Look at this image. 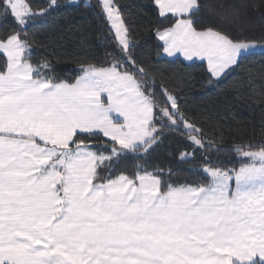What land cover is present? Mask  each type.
<instances>
[{"label":"snow or ice","instance_id":"1","mask_svg":"<svg viewBox=\"0 0 264 264\" xmlns=\"http://www.w3.org/2000/svg\"><path fill=\"white\" fill-rule=\"evenodd\" d=\"M59 7L0 0V264H264V122L224 148L140 59L122 0L93 8L103 57L59 71L32 31ZM206 7L150 0L157 57L205 62L211 85L260 55L247 80L264 82V41L205 24ZM248 99L264 105V91ZM170 133L177 168L153 166Z\"/></svg>","mask_w":264,"mask_h":264},{"label":"trees","instance_id":"2","mask_svg":"<svg viewBox=\"0 0 264 264\" xmlns=\"http://www.w3.org/2000/svg\"><path fill=\"white\" fill-rule=\"evenodd\" d=\"M35 8L45 7L48 0H29ZM209 7L201 13L205 24H212L233 35L264 41V0H203ZM60 7L47 19L37 22L32 31L46 48L38 52L53 54L60 60L56 67L65 74L75 70L73 58L103 57L109 47L106 26L94 14L96 0H79V6H68L67 0H59ZM125 15L140 47L136 50L140 59L151 60V67L163 74L170 86L175 87L182 105L194 117L206 122L209 130L215 129L224 137L223 147L233 141L258 136L264 122V105L252 102L248 97L264 91V82L255 84L247 80L249 70L259 71L262 57L256 55L244 62L235 73L209 84L203 63H185L180 59L167 60L156 55V41L148 31L155 23L149 12L150 0H122ZM183 140L177 133L167 134L161 146L150 158L153 166L177 168L174 156L182 151ZM220 159H231L227 152ZM131 168L133 162H126ZM190 165H183L186 175Z\"/></svg>","mask_w":264,"mask_h":264},{"label":"crops","instance_id":"3","mask_svg":"<svg viewBox=\"0 0 264 264\" xmlns=\"http://www.w3.org/2000/svg\"><path fill=\"white\" fill-rule=\"evenodd\" d=\"M163 59H167V60H173V59H180L181 61L185 62V63H188V64H191L193 62H190V61H186L184 60V58L182 56H178V57H175V58H171V57H163ZM194 63H203L205 66H206V63L205 62H201L199 60H196Z\"/></svg>","mask_w":264,"mask_h":264},{"label":"rangeland","instance_id":"4","mask_svg":"<svg viewBox=\"0 0 264 264\" xmlns=\"http://www.w3.org/2000/svg\"><path fill=\"white\" fill-rule=\"evenodd\" d=\"M68 1V0H67Z\"/></svg>","mask_w":264,"mask_h":264}]
</instances>
